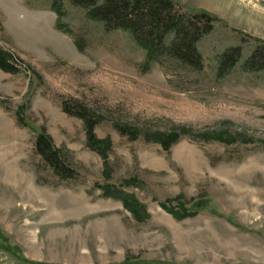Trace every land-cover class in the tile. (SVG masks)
<instances>
[{"label":"rangeland","instance_id":"1","mask_svg":"<svg viewBox=\"0 0 264 264\" xmlns=\"http://www.w3.org/2000/svg\"><path fill=\"white\" fill-rule=\"evenodd\" d=\"M175 1L218 19L201 71L151 60L70 0H0V51L15 69L0 68V264H264V73L243 69L264 43V0ZM232 47L242 58L219 77ZM64 102L100 117L108 160ZM43 127L73 178L37 155ZM147 132L180 138L166 151Z\"/></svg>","mask_w":264,"mask_h":264},{"label":"trees","instance_id":"2","mask_svg":"<svg viewBox=\"0 0 264 264\" xmlns=\"http://www.w3.org/2000/svg\"><path fill=\"white\" fill-rule=\"evenodd\" d=\"M74 6L84 8L86 16L99 21L107 30H124L132 33L136 41L149 51V58L156 59L166 55L174 62L201 71L204 68L203 55L199 49L200 41L214 29L218 19L206 11H195L179 5L175 0H70ZM183 9V11L181 10ZM242 48L232 47L218 58V76L224 77L232 72L242 58ZM0 68L14 72L11 60L0 51ZM248 72L264 73V43L258 45L243 63ZM63 110L69 115L83 120L88 147L98 153L105 161L112 151L109 138L100 139L95 128L100 117L85 106L70 107L64 102ZM121 135L136 139L140 130L118 127ZM148 140L156 141L166 150L178 142L180 135L147 132ZM35 151L42 161L61 178H73L75 171L69 162V151L55 145L46 128H42L35 140ZM107 165V164H106ZM105 196L121 199L126 208L136 213L137 205L131 196L112 186L103 187ZM141 209V207H140ZM186 214L185 212H182ZM188 216V215H187ZM182 218L183 215H178Z\"/></svg>","mask_w":264,"mask_h":264}]
</instances>
